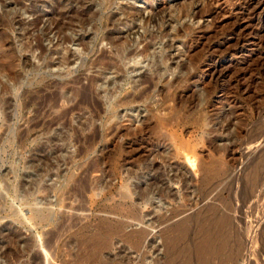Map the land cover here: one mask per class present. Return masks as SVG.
<instances>
[{"label":"rangeland","instance_id":"1","mask_svg":"<svg viewBox=\"0 0 264 264\" xmlns=\"http://www.w3.org/2000/svg\"><path fill=\"white\" fill-rule=\"evenodd\" d=\"M58 1L61 33L49 19L55 0H0V264L77 263L79 238L122 220L126 232L152 226V248L139 253L113 234L104 262L90 264H201L197 215L213 205L237 235L224 264H264V0ZM121 4L138 20L121 31L130 54L111 63L116 49L102 35L124 19L112 15ZM81 34L84 45L56 49L59 36ZM43 50L80 53L57 69L44 67ZM216 161L227 174L212 190L202 177ZM150 163L172 196L153 187L152 201L136 199ZM124 193L142 221L116 213Z\"/></svg>","mask_w":264,"mask_h":264},{"label":"bare ground","instance_id":"2","mask_svg":"<svg viewBox=\"0 0 264 264\" xmlns=\"http://www.w3.org/2000/svg\"><path fill=\"white\" fill-rule=\"evenodd\" d=\"M126 4H128V3H126ZM126 4H121L116 9L117 10L116 13L115 14H112L113 17H114V15H116V14L118 16V14L121 15L120 13H123V16L125 14V17H123L124 19L123 20L119 19V20H121V22H120L119 25L114 26V28H113V30L111 32L104 33L102 35V38L103 39H106L108 42H110L115 47V49H116V51H115V58L113 60H111L112 61L111 63H115L117 59L120 60V62H121V59H123V58L125 59V57H127L130 54L128 52V49H127L126 45H124V41L126 43L127 40H124V39L122 40V36L123 35L121 36V33H122L121 31H122V28L123 29L124 28H128V29L131 28L135 24V21L138 20V16H137V14L136 15H131L127 11V5ZM246 6H247V4H244V7L242 8L244 11H246ZM58 8H60L59 7V1L58 0H55L54 5L52 7V14H51V16H49V19L52 22L53 30L57 31V33H61V30L64 28V25L62 24V22H63L62 21L63 15H61L60 12H58ZM187 13L188 14L190 13L191 16H195L194 12H185V13H181V15H183V14L185 15ZM181 15L178 14L175 17L169 16V18L166 20V22L163 23L164 26H163L162 29L160 27L159 28L157 27L160 30V33L163 34V32H164L165 34H169L168 31H169V27L171 26V23L174 20H177V18H179ZM139 16H140V14H139ZM186 16H188V15H186ZM249 18H250V16H249ZM251 18H252V16H251ZM149 20H151V18H149ZM84 21H86V20L83 19V17H82L81 21H79V22L84 24ZM139 21H140V19H139ZM139 21H137V22H139ZM146 21H148V19ZM142 28L144 29L145 33L147 32V35L146 36H148V38H150V39H153V32H151L149 30H146V28H145V22H144V25L142 26ZM161 37H162V35H161ZM163 37H164V35H163ZM84 40H85V36L83 34L77 35V36H75V38H67V37H64L63 38V37H60L59 36L55 47H56V49H58V48L62 47L63 44H65V43L67 44V42L68 43L71 42V43H77V44L84 45L85 44L84 43ZM79 53H80L79 51H76L75 52V55L77 56ZM42 54H44L43 56L45 57V58L43 57V65H44V67L45 68H51V67L53 68L54 67V68H57V69H59V66L61 68L62 67L61 65H63V64H69V63H71V58H73L72 55H74V54L67 55L65 53L63 54L61 52V50L60 51L55 50L52 53H50V55H56L57 56V58L54 59V58H51L50 56L47 55L48 53H46V50H43ZM161 58H162V55H160L158 57L159 60H161ZM214 67H215V65H214ZM214 71H215V68H213V72ZM140 78H141V81L142 82H147V80H148V78L145 75L141 76ZM95 81L96 80L92 79L90 81V86L83 88V91H82V93H81L80 96H81V102H83L84 104H89V102H90L89 101L90 100V97H91L90 96V92L92 90V86H94V84H95ZM97 97H101V96L100 95H97ZM56 103L54 104L55 106H56ZM123 103H125V102L124 101H121L120 105L123 104ZM95 105H96V103H95ZM231 147H227L226 150L227 151H231L232 148H233V147L232 148ZM187 157H185L186 158L185 160L189 159ZM187 162H188V164L190 163L189 161H186V163ZM224 165L225 164H224L223 161L222 162L221 161L220 162L216 161V162L210 164V166H208L207 168H205L203 170V177L202 178L207 183L211 180L210 181L211 183L210 182L209 183H210V188L211 189L213 188L212 190H214V187H216L220 183V181L223 179L222 178L223 175L227 174L226 171H224V168H223ZM222 168H223V171L224 172L222 171ZM91 171H96V167L95 166L89 167L88 169H86L84 171L83 175H87ZM145 171H146V174H145L146 177H145V179L143 178L144 180H142V178H139L138 177L137 184H135L136 187L138 186V183H140V182H143L144 184H146V185H144L145 187H139L138 186V190L139 191L136 194V199L137 200H145L144 202H146V201H152V198H153V187L157 190V193L159 195H161V196L162 195H166V196L168 195L167 197L172 196V194L169 193L168 189H166L165 187H163V184H164L163 177H162V175H159V166L157 164H154V163L148 164L147 167L145 168ZM200 172H201V170H200ZM256 173L257 172H255V171H254V174H253V172H251L250 174L252 175V177H248L249 179L251 178L249 184H251V185H253L255 187L258 184L257 181H259L258 180L259 176L257 177ZM251 175H249V176H251ZM212 180L215 181V182H213ZM256 182H257V184H256ZM254 183L256 185H254ZM83 184H85V183H83ZM262 185H263V183H262ZM254 188L252 187L253 190H254ZM124 189H125V187H124ZM212 190H210V192ZM252 192H254V191H252ZM132 193H134V191ZM131 196H132V194H131ZM121 197L124 200L123 201L124 204H126V205H124V207H121V208H118V209L115 208L116 209V213H118L120 216H122V217H124L126 219H130L131 218L134 222H140V221H142L143 215H144L143 212H141L140 210H138L137 206H134L128 200H126V199H128V195L127 194H125V193L124 194H121L120 200H122ZM260 200H261V198H260ZM262 202H264V201H262ZM110 205H112V204H109V206ZM250 205H254V206L256 205V207L257 206H260L258 202L257 203H254L253 202V204H250ZM213 206L211 208L208 207L210 210L206 207L208 209V211L206 209L205 210L206 212H204V213H207L206 215H203L204 213H201V212H199L198 215H197V223H196L197 224V230H196V233H197L198 236H197V240L195 239L196 241L194 242L195 243L194 244L195 245L194 247L196 248V251H195L197 253L196 257L198 256L197 257V260L199 258L201 260V262H202L201 264H210L212 262L210 259L215 258L214 256L217 257L215 259H218L217 260V263H216V261L214 262L215 264H224V262L226 260H228L227 258L229 257L228 256L229 253L227 251V249H228L227 244L229 243L230 239L234 236V233L236 232V231L234 232L233 224H230V222H231V219H230L231 216H230V218H228L229 217L228 216L229 215L228 213H227V216H226V213L224 215H219V213L217 214L215 212V209L216 208L214 209ZM114 207H116V206L114 205ZM263 212H264V210H263ZM35 216L37 218L41 219V220L45 218L44 215H43V213L42 212H39V211L36 212ZM259 216H257V217L259 218ZM260 218H261V216H260ZM167 220H169L168 217L164 218V221H167ZM127 226H128L127 220H125V221L122 220V222H118L117 224H115L114 227L111 226V228H109V226H107L108 229L105 228L106 231H104V232H102V231L101 232H98V233L96 232L97 234L95 233V235H89L86 238H82L81 237L82 239L79 238V240H78L79 241L78 242L79 243L78 245H80L79 251H81V252L84 251L85 252L84 253L85 256L83 255L84 257L81 258V256L79 255V253H77L76 254L77 255L76 257H78V259H79V260L76 259L77 260V263H71V260L72 259H70V261L68 260V262H70V264H79L80 263V259H83V258L86 260V263L85 264H88V263L90 264L91 261H94V262L97 261V263L104 262L103 259H104L105 256L102 258L100 253H101V250L102 249H106V248L109 247V244H110L109 239H111L110 236L113 235V234L120 235V237L122 238V240L125 241V242H131V244L134 246L135 251H138L139 253H140V251L142 249H144L146 247L152 248L151 242L148 243L147 245L145 244L146 243V240H147V237H149V235H150L152 226H149V227H140L139 229H131L129 232L128 231L126 232L125 229H126ZM257 226H258V228L255 227L256 228V231L257 230H260V232H262L261 234L263 236V234H264V220L262 222H260V225L257 224ZM235 235H236V233H235ZM173 238H175V237H173ZM233 238H235V237H233ZM242 239H240V240H242ZM173 241L174 240L167 241V242H169V243H167L169 247H167V246L166 247L167 248H171V250H172V247L174 246ZM175 241H177V240H175ZM237 245H238V243H237ZM168 251L170 252L169 249H168ZM173 252H174V250H173ZM234 252H236V251H234ZM239 252H237V253H239ZM101 258H102L103 261L101 260ZM188 259H189V257H188ZM190 260H186V262H184V263H182V261H181V264H191L190 263ZM74 261H72V262H74ZM209 261H210V263H209ZM67 264H69V263H67ZM82 264H84V263L82 262ZM102 264H105V263H102Z\"/></svg>","mask_w":264,"mask_h":264},{"label":"built area","instance_id":"3","mask_svg":"<svg viewBox=\"0 0 264 264\" xmlns=\"http://www.w3.org/2000/svg\"><path fill=\"white\" fill-rule=\"evenodd\" d=\"M56 264H61V263H56Z\"/></svg>","mask_w":264,"mask_h":264}]
</instances>
